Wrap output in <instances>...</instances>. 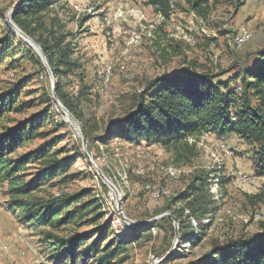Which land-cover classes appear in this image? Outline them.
Segmentation results:
<instances>
[{
	"label": "rangeland",
	"instance_id": "1",
	"mask_svg": "<svg viewBox=\"0 0 264 264\" xmlns=\"http://www.w3.org/2000/svg\"><path fill=\"white\" fill-rule=\"evenodd\" d=\"M18 1L0 0V95L13 90L18 92L14 110L0 122V132L19 121L38 116L43 120L38 138L19 148L10 159L15 162L35 151L44 140L59 137L53 153L59 155L60 161L67 160L70 164L55 179H47L48 175H45L39 190L24 200L34 203L60 197L78 198L76 207L95 202L101 209L97 213L103 216L99 224L111 225V235L123 237L124 230L137 227L123 221L115 195L103 183L83 151L79 130L73 122H68L53 101L51 80L47 71H43L40 56L15 35L7 23L8 14ZM148 1L124 0L119 4L117 0H61L44 16L48 26L57 16L64 26L63 33L74 35L70 42L71 58L79 66L72 68L71 74L61 76V91L83 121L97 129L93 134L95 137L101 138L106 126L128 116L138 106L141 93L160 77L193 68L200 72L207 69L213 73L232 72L233 75L248 61L253 40L242 49L234 50L229 46L232 35L220 32L226 24H230L233 31L238 29L236 8L244 0H210L211 8L204 21L192 17L184 0H178L173 13L182 14L183 20L175 22L174 27L172 23L160 21V13L152 11ZM259 1L264 5V0ZM76 6L80 11L77 12ZM259 15L260 20L252 24L253 28L246 25L247 21L241 25L252 33L253 38H260L259 33L264 27V7L261 5ZM97 17L100 23L94 25ZM104 19L113 22L102 27ZM202 24L218 37L200 36ZM134 33L141 35L142 40L133 42ZM187 34L197 39L195 47L182 40ZM109 64H116L117 68L106 87L105 68ZM123 64L126 68L121 69ZM189 143L196 146V152L178 162L174 151L160 145L137 146V143L127 142L105 145L100 139L88 141L89 156L118 187L122 194V211L135 221H147L185 208V203L172 205L171 199L187 189L195 173L216 171L209 182L215 204L203 224L209 217L214 222L199 241H182L180 238L177 248L172 250L173 221L164 219L160 226L151 229L152 234H138L136 237L140 238L129 247L126 256L110 264H156V259L160 262L171 250L173 260L167 259L161 264H198L214 246L223 247L237 239L247 240L264 231V177L256 176L254 169L258 148L235 135L219 139L209 133L199 139L190 138ZM171 167L181 172L178 179L167 175L166 171ZM41 168L37 163L21 168L13 176L16 187L40 175ZM4 178L6 173L0 172V264H70V258L63 257L64 252L58 257L60 252L55 250V244L45 241L41 233H49V230L38 227L35 221L28 223L26 212L12 206L11 185ZM149 186L165 189L168 197L149 198ZM165 208L169 209L165 211ZM189 215L186 210L185 216ZM93 216L85 219L72 234L55 235L63 238L90 231L94 228L90 224ZM188 220L192 229L198 228H194L193 221L197 224L199 221L194 217ZM197 233L195 230L194 234ZM83 260L82 256L78 263L83 264ZM96 261L97 257L92 256L88 264H96Z\"/></svg>",
	"mask_w": 264,
	"mask_h": 264
},
{
	"label": "trees",
	"instance_id": "2",
	"mask_svg": "<svg viewBox=\"0 0 264 264\" xmlns=\"http://www.w3.org/2000/svg\"><path fill=\"white\" fill-rule=\"evenodd\" d=\"M59 1L61 0H22L13 21L42 48L54 74L58 98L79 121L90 143L94 139H100L105 145L110 142L137 143V146L160 145L174 151L180 162L182 158H189L186 155L191 157L196 152V146L189 143L190 138L199 139L207 133L219 139L235 135L258 148L254 162L255 174L264 177V48L257 50L252 59L250 57L253 54L249 55L246 64L233 75L232 72L213 73L209 69L200 72L193 68L156 79L141 93L138 106L128 116L106 126L105 135L99 138L93 135L97 129L83 121L61 91V76L71 74L72 68L76 69L79 63L71 58L73 52L70 42L74 35L63 33L64 26L57 16L51 19L49 26L44 21V16L51 13L55 3ZM184 2L199 20H206L211 8L210 0ZM148 3L156 8L164 20L172 14L168 0H149ZM241 4L240 2L237 6L236 12ZM195 40L197 45V39ZM42 68L43 71L46 70L45 66ZM17 93V90H13L0 95V122L14 110ZM42 122L41 118L33 116L0 132V172L6 173L4 179L11 185L12 206L26 212L28 223L35 221L38 227L48 229L49 233H41L45 241L55 244V250L60 252L57 253L58 257L64 252L63 257L70 258V264H79L82 256L83 264H88L92 256L97 257L96 264H110L117 258H123L134 241L140 238L136 236L151 233L152 228L160 226V221L153 227H129L121 237L111 235V225L99 224L103 216L97 213L101 209L95 202L76 207L80 201L78 198L60 197L34 203L24 200L39 190L45 175H48L47 179H55L70 165L67 160L60 161L59 155L53 153L59 137L44 140L35 151L15 162L10 159L19 148L38 138ZM88 151L91 152L89 146ZM29 163L40 164L42 175L16 187L13 176ZM215 173H195L187 189L171 199L172 205L185 203V208L172 213L178 220L182 241H199L214 222L209 217L210 224H203V220L211 215L210 209L215 204L209 189L210 178L215 177ZM221 186L224 188L225 185ZM147 192L151 198L150 191ZM168 209L165 208V211ZM186 210L189 211V216H185ZM92 214L94 216L90 224L94 228L90 231L63 238L55 235L64 232L72 234ZM191 217L199 221L197 229L191 228L188 220ZM195 230H198L197 234H194ZM91 240L92 243L88 244ZM198 264H264V231L247 240H233L223 247L216 245Z\"/></svg>",
	"mask_w": 264,
	"mask_h": 264
},
{
	"label": "water",
	"instance_id": "3",
	"mask_svg": "<svg viewBox=\"0 0 264 264\" xmlns=\"http://www.w3.org/2000/svg\"><path fill=\"white\" fill-rule=\"evenodd\" d=\"M22 4V0H19L15 6L12 8V10L10 11V13L8 14V25L12 28L13 32L15 33V35L21 37L27 44H29L40 56L42 63L44 64L47 73L49 75V78L51 80V84H52V97L59 109V111H61L66 117H68L69 119H71L73 121V123L75 124L76 128L79 130L81 139H82V147H83V151L85 153V155H87L88 157V161L91 163V166L96 170V172L99 174L101 180L103 181V183L111 190V192L115 195L116 199H117V203H118V212L120 214V216L122 217L123 221L125 223H127L128 225L132 226V227H137V228H144V227H151L154 224L158 223L159 221L163 220V219H172L173 221V225H174V229H175V239H174V243H173V249L175 250L179 244L180 241V227H179V223L178 220L172 215V214H163L159 217H156L154 219H150L147 221H135L132 219H129L126 217V215L123 213L122 211V207H121V201H122V194L120 192V190L118 189V187L112 183L99 169L98 165L96 163H94V161L92 160V158L89 156L88 153V141L86 139V136L83 132V129L79 123V121L68 111V109L62 104V102L60 101V99L57 96V92H56V82H55V78H54V74L52 69L49 66L48 60L46 55L44 54L42 48L40 47V45L38 43H36L31 37H29L26 33H24L13 21V16L15 14V12L17 11V9L21 6ZM169 251V253L167 254V256L165 258H163L160 262L156 263V264H161L164 260H167L171 257L173 251Z\"/></svg>",
	"mask_w": 264,
	"mask_h": 264
},
{
	"label": "built area",
	"instance_id": "4",
	"mask_svg": "<svg viewBox=\"0 0 264 264\" xmlns=\"http://www.w3.org/2000/svg\"><path fill=\"white\" fill-rule=\"evenodd\" d=\"M117 1H118L119 4H123L124 3L123 2L124 0H117ZM168 1H169V4H170L171 12L173 13L176 10V8H177L178 0H168ZM69 3H70V5H73V3H71V2H69ZM76 10H77V12L80 11L77 6H76ZM121 13L123 14V12H121ZM131 14L133 15V13H131ZM159 17H160V21L161 20L164 21V17L161 14L159 15ZM192 17L198 19L196 17V15L193 14V13H192ZM112 22L113 21H111L109 19H104V23L102 24V27L110 26L112 24ZM204 26L205 25L201 26L202 28H200V32H201V34L203 36H205L206 38H212V39L218 37L217 33L209 31ZM220 31H222V32H224L226 34L232 35V40L230 41L229 46H230L231 49H234V50L242 49L248 43H250L251 40L253 39L252 33L248 29L243 28V27L238 28L237 30L233 31L231 25L230 24H226L223 27H221ZM133 35H134V37H132V41L133 42L137 43L140 40H142V36L141 35H136L135 33ZM148 36L151 37V34H149ZM182 37H183L182 40H184L186 43L190 44L191 46H195L196 45V40H195V38L193 36L187 34V35H183ZM116 68H117L116 64H109V65L106 66V68H105V79H104V85L106 87L108 85V82L112 78L113 74L115 73ZM120 68L122 69V68H126V67L123 64V65H121ZM237 90L239 91L240 89H237ZM166 172H167V175L170 176L173 179H178L180 177V175H181V172L179 170L174 169L172 167L168 168ZM147 189L150 191V197L152 199L156 200V199H162V198L168 197V194H167L165 189H162V188H159V187H156V186H154V187L149 186V187H147ZM204 222H206V224H207V223H210L211 221L208 219L207 221H204ZM193 226H194V228L198 227V224L196 223V221H193ZM155 262L158 263V259H156Z\"/></svg>",
	"mask_w": 264,
	"mask_h": 264
},
{
	"label": "crops",
	"instance_id": "5",
	"mask_svg": "<svg viewBox=\"0 0 264 264\" xmlns=\"http://www.w3.org/2000/svg\"><path fill=\"white\" fill-rule=\"evenodd\" d=\"M251 1H253V2H251ZM250 4H252V5L250 6ZM260 5H261L262 8L264 7L263 1H259V0L258 1H256V0H244L242 2V5L237 9V12H236V21H237L236 22V26L239 28V27H241V25H243V23H242L243 21H247L246 25L249 28H253L252 24L254 22L260 20V15H259ZM149 6H150V9L152 11H157L156 8H154L153 6H151V5H149ZM98 20H99V17L94 19V22H93L94 25L100 23ZM179 20H183V18H182V14L177 12L175 14L172 13L170 15V17L165 20V22H166V24H171L172 23V25L174 27L175 22H179ZM262 23H264V22H262ZM189 26H191V25H189ZM261 29H262V31H261V33H259L261 35V37L259 38L258 36H255L252 39L253 42L251 41L252 42L251 45H250L251 53L249 55H251V54H253V55H251L250 59H252V57L254 56V53L257 50H260V49L264 48V27H262ZM101 38H103V35L101 36ZM93 48L96 49L95 47H93Z\"/></svg>",
	"mask_w": 264,
	"mask_h": 264
},
{
	"label": "bare ground",
	"instance_id": "6",
	"mask_svg": "<svg viewBox=\"0 0 264 264\" xmlns=\"http://www.w3.org/2000/svg\"><path fill=\"white\" fill-rule=\"evenodd\" d=\"M66 118H67V120H68V122H69V123L73 122V121H72V120H70L68 117H66Z\"/></svg>",
	"mask_w": 264,
	"mask_h": 264
}]
</instances>
